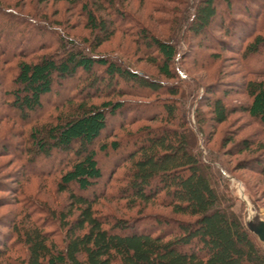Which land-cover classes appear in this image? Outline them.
<instances>
[{
  "label": "trees",
  "instance_id": "1",
  "mask_svg": "<svg viewBox=\"0 0 264 264\" xmlns=\"http://www.w3.org/2000/svg\"><path fill=\"white\" fill-rule=\"evenodd\" d=\"M68 1L81 6L93 40L82 42L58 30L60 37L50 47L57 44L61 54L44 52L47 48L40 46L37 50L44 54L16 64V76L8 92L10 110L18 111L21 114L18 119L30 126V121L42 117L46 101L56 96L55 85L63 91L65 80L86 78V86L81 87L79 83L67 88L71 94L56 105V118L44 125H33L28 136L32 146L27 150L30 156L27 167L44 159L50 168L39 175L56 178L58 192L68 194L64 209L52 215V220L58 221L64 233L63 239L57 242L28 214L14 225L17 242L25 247V256L15 264H264V249L246 229L242 215L234 210L233 198L221 187L228 181L224 172L235 175L220 160L213 161L214 157L209 156L210 162H205L204 153L191 147L194 134L203 135L198 123L196 131L189 127L180 133L176 129H154L148 125L123 136L132 149L124 159L127 172L117 193L119 200L125 201L129 210L142 206L146 209L160 202L161 207L170 212L169 218L156 217L154 230L139 232L135 220L100 215L97 207L101 193L91 197L87 194L105 179L99 155L110 157L123 149V142L113 133L115 128H110V121L125 115L129 106L123 100L128 95L127 89L116 92L115 81L132 85L136 91L131 92L135 95L143 96L142 92L147 91L170 97L162 106L163 116L155 115L152 120L153 123L165 122L170 127L176 123L181 104L179 96H184V90L147 77L120 59L97 54L119 29L129 30L126 22L133 24L117 7L118 3L128 0ZM237 1L224 0L223 3L230 9ZM90 2L99 13L109 10L125 27L115 26L106 15L98 16ZM218 3L219 0H194V14L185 26L182 22L175 28L176 35L168 41L136 25L140 30L137 35L141 47L156 54L150 61L160 76L168 81L179 78L180 69L174 68L179 57L177 44L185 32L196 37L207 34L219 15ZM263 49L264 36L259 35L247 46L246 54L260 57ZM95 68L105 69L104 74L109 79L105 93L97 91L103 81L95 75ZM246 92L252 101L243 111L264 127V80L248 82ZM105 98L109 100L101 104L94 102ZM210 107L216 125L226 124L234 113L222 99L214 100ZM195 116L199 122L198 111ZM160 117L162 121L158 120ZM241 146L243 151L251 148L248 141ZM4 147L7 146H0ZM3 151L6 152L2 149L0 155ZM261 163L256 169L264 177V162ZM139 213L142 215V210ZM8 253L7 244L0 245V259H5Z\"/></svg>",
  "mask_w": 264,
  "mask_h": 264
},
{
  "label": "rangeland",
  "instance_id": "2",
  "mask_svg": "<svg viewBox=\"0 0 264 264\" xmlns=\"http://www.w3.org/2000/svg\"><path fill=\"white\" fill-rule=\"evenodd\" d=\"M223 2L219 0V15L207 34L196 37L185 32L184 38L177 44L179 57L174 68L177 66L180 72L175 81L160 76L158 69L151 64L150 58L156 54L150 49L146 52V48L141 47L137 35L140 30L136 25L140 24L152 36L163 41L171 40L176 35L175 28L182 22L185 26L188 18L194 14V0H128L124 4L118 3L117 7L130 17L133 24L130 26L129 21L126 22L129 30L123 32L119 29L112 41L99 49L97 54L120 59L127 66L162 81L166 86L180 87L184 90V96H179L181 104L177 120L174 127H170L165 122H152L155 115L163 116L162 106L170 97L147 91L142 92L143 96L135 95L131 92L136 91L132 85L118 79L115 81L114 90L127 89L128 94L123 99L129 105L126 114L110 121V128H115L113 133L121 138L123 149L118 155H99L105 179L87 195L91 197L101 193V203L97 209L102 217L135 220L139 224V232L154 230L156 217H170V212L162 208L160 202L146 209L142 206L129 210L126 202L120 201L117 194L127 172L124 159L132 149L129 140L124 141L123 136L134 134L148 125L154 129L172 128L180 133L189 127L196 131L198 123L203 135L196 132L191 147L204 153L205 162H210L209 156L214 157L213 161L220 160L233 172L235 176L224 172L228 181L221 184L222 190L233 198L234 210L242 215L246 229L264 249V244L251 230L253 222L264 221V177L256 169L257 164L264 162V127L243 111L252 101L246 92V84L264 80V49L260 57L246 54L247 46L259 35L264 36V0H238L230 9ZM91 8L98 16L106 15L107 20L114 22L115 26H124L109 10L99 13L93 3ZM58 30L82 42L93 40L80 5H73L68 0H0V52H4L0 55V146H7L2 148L6 152L0 155V245L5 243L9 248V253L5 259H0V264H9V261L15 264L25 256V247L17 242L14 225L29 215L57 242L63 239L64 233L58 221L52 220V215L64 209L68 194L58 192L56 178L39 175L50 168L44 159L27 167L30 159L27 150L32 146L28 136L33 125H44L56 118V105L71 94L67 88L79 83L81 87L86 86V78L82 81L65 80L63 91L55 85L56 96L46 101L42 117L37 118L38 121H30V126L19 120L21 114L18 111L10 110L8 96L18 62L32 61L44 54L37 50L40 46L47 48L48 51L44 52L61 54L57 44L50 47L60 37ZM104 72L103 68L94 70L95 75L103 81L97 91L105 93L109 79ZM55 80L59 83L58 79ZM216 99H222L234 112L226 124L216 125L212 120L210 103ZM104 100L109 99L94 102L101 104ZM197 111L201 115L199 122L195 116ZM161 119L158 118L159 121ZM245 141L251 146L248 151H243L244 147L241 146ZM217 173L214 174L216 179ZM239 186L243 188L245 199L239 193Z\"/></svg>",
  "mask_w": 264,
  "mask_h": 264
},
{
  "label": "water",
  "instance_id": "3",
  "mask_svg": "<svg viewBox=\"0 0 264 264\" xmlns=\"http://www.w3.org/2000/svg\"><path fill=\"white\" fill-rule=\"evenodd\" d=\"M252 232L257 236L258 240L264 244V221L252 223Z\"/></svg>",
  "mask_w": 264,
  "mask_h": 264
},
{
  "label": "bare ground",
  "instance_id": "4",
  "mask_svg": "<svg viewBox=\"0 0 264 264\" xmlns=\"http://www.w3.org/2000/svg\"><path fill=\"white\" fill-rule=\"evenodd\" d=\"M240 187V186H239ZM239 193L241 194L242 197H244L245 199V194H244V191H243V188H239Z\"/></svg>",
  "mask_w": 264,
  "mask_h": 264
}]
</instances>
